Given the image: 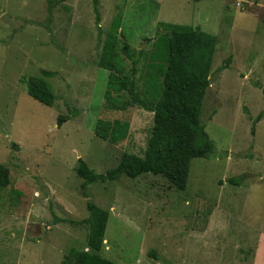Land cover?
Returning <instances> with one entry per match:
<instances>
[{"label": "rangeland", "instance_id": "obj_1", "mask_svg": "<svg viewBox=\"0 0 264 264\" xmlns=\"http://www.w3.org/2000/svg\"><path fill=\"white\" fill-rule=\"evenodd\" d=\"M98 1L101 34L94 0H65L51 24L47 0H0V163L11 180L0 189V264H61L72 248L88 250L89 227L62 222L86 219L88 201L110 212L100 254L116 264H264V118L252 132L264 112V0ZM117 15L131 47L129 57L120 45L118 63L141 94L160 23L218 39L202 113L215 152L192 161L184 191L145 174L82 196L78 159L105 173L125 152L143 156L153 130L151 112L106 107L127 96L107 97L109 72L96 66ZM44 73L52 107L22 83ZM61 115L70 119L58 127ZM100 119L117 123L114 143L95 135Z\"/></svg>", "mask_w": 264, "mask_h": 264}, {"label": "trees", "instance_id": "obj_2", "mask_svg": "<svg viewBox=\"0 0 264 264\" xmlns=\"http://www.w3.org/2000/svg\"><path fill=\"white\" fill-rule=\"evenodd\" d=\"M48 1V22L51 24L55 8L65 0ZM95 21L101 34V14L99 1L94 0ZM122 17L117 15L111 24L103 42L101 54L96 66L109 72L106 95L126 92L106 101L110 110H126L140 107L151 112L153 130L143 156L123 153L119 164L105 173H97L83 160L78 159L75 168L77 176L83 180L82 196L88 198L90 185L117 181L122 177L135 180L145 174L164 177L173 187L184 191L188 185L191 163L197 158H210L215 145L202 123V113L206 92L210 87L209 78L213 73L214 56L218 39L199 28L188 25L160 23L163 33L155 40L149 57L148 71L144 78L145 91H139L134 77H131L118 63L120 45L124 54L131 57V47L121 42L119 30ZM150 40V39H147ZM61 47V46H60ZM144 52V51H142ZM231 58L226 60L228 68ZM32 76L23 79L28 94L40 103L52 107L57 99L48 77ZM264 93L261 84L256 83ZM264 118V112L254 120L256 125ZM69 116H59L61 127ZM117 123L104 119L98 120L95 135L103 141L115 142ZM10 169L0 163V189L10 185ZM230 184L240 185L237 178L229 179ZM89 216L80 221L63 220L70 224H85L89 227L87 237L88 250L72 248L63 258L61 264H116L101 256L104 247L106 229L110 212L88 201ZM58 220V219H57Z\"/></svg>", "mask_w": 264, "mask_h": 264}, {"label": "water", "instance_id": "obj_3", "mask_svg": "<svg viewBox=\"0 0 264 264\" xmlns=\"http://www.w3.org/2000/svg\"><path fill=\"white\" fill-rule=\"evenodd\" d=\"M218 76V73L213 74L210 78H209V83L210 85H212L214 83V80L216 79V77Z\"/></svg>", "mask_w": 264, "mask_h": 264}]
</instances>
